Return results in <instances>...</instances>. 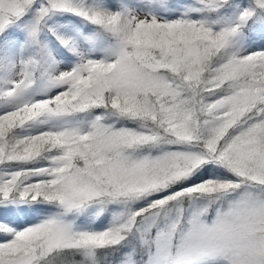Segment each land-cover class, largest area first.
Instances as JSON below:
<instances>
[{"label": "snow or ice", "instance_id": "6c2138e0", "mask_svg": "<svg viewBox=\"0 0 264 264\" xmlns=\"http://www.w3.org/2000/svg\"><path fill=\"white\" fill-rule=\"evenodd\" d=\"M0 264H264V0H0Z\"/></svg>", "mask_w": 264, "mask_h": 264}]
</instances>
